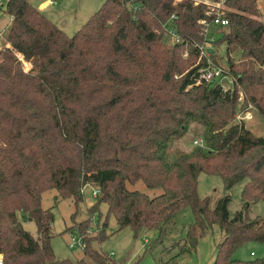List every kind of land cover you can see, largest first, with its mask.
Returning <instances> with one entry per match:
<instances>
[{
  "label": "trees",
  "instance_id": "obj_1",
  "mask_svg": "<svg viewBox=\"0 0 264 264\" xmlns=\"http://www.w3.org/2000/svg\"><path fill=\"white\" fill-rule=\"evenodd\" d=\"M225 5L228 24L217 26L221 36L213 44L224 46L223 72L233 78L226 87L197 79L203 63H197V45L204 39L199 20L211 19L205 3L105 0L68 36L28 0H5L12 22L0 37L3 264H117L97 247L106 224L86 232L101 202L119 230L130 227L137 236L156 229L160 241L189 206L194 221L181 244H170L177 254L192 249L216 223L223 238L212 264H264V257H232L246 242L264 244V214L249 215L253 203L264 201V135L243 120L231 122L239 99L241 109L250 104L264 121V14L258 0ZM172 13L179 41L167 43L163 24ZM218 52L210 55L216 64ZM195 125L203 143L186 150L178 140ZM200 172L224 182L214 207L198 195ZM243 179V205L231 214L227 191ZM138 181L158 192L128 187ZM87 184L98 189L96 203L88 219L73 226L84 256L56 259L54 215L42 207L41 194L55 189L77 203ZM27 221L34 222L36 236L24 227ZM177 254L160 264H175Z\"/></svg>",
  "mask_w": 264,
  "mask_h": 264
},
{
  "label": "rangeland",
  "instance_id": "obj_2",
  "mask_svg": "<svg viewBox=\"0 0 264 264\" xmlns=\"http://www.w3.org/2000/svg\"><path fill=\"white\" fill-rule=\"evenodd\" d=\"M43 0H30L38 4ZM105 0H56L48 4L46 14L57 24H66L64 28L66 34H74L86 18L97 10ZM5 2V0H4ZM261 12L264 14V0H258ZM228 9V8H227ZM230 9V8H229ZM11 16L5 11L0 13V30L8 29L11 24ZM217 26H210V33L214 35V40H218L221 34ZM166 34V32H165ZM3 35V32H2ZM2 42V40H0ZM165 42L173 43L172 38L166 34ZM2 44V43H0ZM214 47L219 50L215 60L221 66H227L224 46ZM187 50H185V55ZM21 56V55H19ZM22 59V56L20 57ZM197 63H199L197 61ZM28 63L24 61V65ZM216 79L221 81L224 87L229 86L232 79L230 75ZM215 81V80H213ZM241 99L236 105L235 121H244L243 123L254 133L264 135V121L253 110L249 104L246 108L241 109ZM196 125L191 128L183 139H179L178 144L184 149H189L197 144H202V136L196 130ZM246 179L236 183L227 193L230 195L228 209L232 214L239 209L242 204V188ZM130 189H138L147 192L149 195L155 194L158 190L149 189L142 182L138 181L133 185H128ZM197 192L200 198L208 197L210 207H214L218 199L225 193L224 182L218 175L200 172L197 178ZM83 199L74 202L73 198H62L55 189H48L41 194V205L44 208H51L54 215L52 223V237L50 240L56 259H70L75 261L84 256L83 249L78 244L80 232L73 228H79L80 223L89 217V208L96 203L94 187L87 184L82 189ZM264 214V201L260 200L251 205L250 217ZM94 219L90 221L86 232L90 235L99 232V226L103 227L106 237L97 245L117 264H160L166 261L179 251L178 247H171L174 241L183 242L187 227L193 223L194 215L189 206L180 209L173 221L167 226V234L158 240L156 229L142 230L137 236L130 227L117 228V222L113 214H108L107 205L103 202L98 204L97 210L93 213ZM75 224V225H74ZM24 227L36 236V227L33 221L23 223ZM97 225V226H96ZM97 227V228H96ZM86 229V228H85ZM91 231V232H90ZM84 233V232H83ZM223 238V231L218 224H212L208 230L200 237L192 249L176 256L175 264H212L216 255L217 244ZM233 258L241 261H249L264 257V244L249 241L239 246L232 255ZM171 264V263H170Z\"/></svg>",
  "mask_w": 264,
  "mask_h": 264
},
{
  "label": "built area",
  "instance_id": "obj_3",
  "mask_svg": "<svg viewBox=\"0 0 264 264\" xmlns=\"http://www.w3.org/2000/svg\"><path fill=\"white\" fill-rule=\"evenodd\" d=\"M194 4L205 3L207 8V15L211 16V19L208 21L206 19H200L199 22L203 25V34L204 39L202 43L197 45V50L199 53L198 62L203 61L202 65L198 68L197 79L198 81L210 82L215 79H222L220 77H224L225 73L223 72L222 66L216 64L214 60L210 57L211 53L215 50L214 47V35L210 33V26H218V25H227L228 19L224 16V12L227 9L225 5V0H193ZM4 0H0V13L4 11ZM134 7H138L135 5ZM176 18L175 13L170 15L168 22L164 23V29L167 34L172 38L173 41H179V35L177 33L176 27L173 24V20ZM2 36V31L0 30V37ZM1 40V38H0ZM0 43H2L0 41ZM5 46H8L6 44ZM2 48V44H0V50ZM19 56V54H18ZM229 76L228 74H226ZM230 82L233 81V78ZM98 192V189H94V195ZM78 244L82 246L81 237H79ZM0 264H3V256L0 253Z\"/></svg>",
  "mask_w": 264,
  "mask_h": 264
},
{
  "label": "crops",
  "instance_id": "obj_4",
  "mask_svg": "<svg viewBox=\"0 0 264 264\" xmlns=\"http://www.w3.org/2000/svg\"><path fill=\"white\" fill-rule=\"evenodd\" d=\"M29 2H30V0H28ZM52 1H54V2H56V0H43L42 2H39L38 4H34V3H32V4H34V5H36L39 9H41V10H43L44 12H46V8L48 7V4L49 3H51ZM47 13V12H46ZM48 15V14H47ZM49 16V15H48ZM50 17V16H49ZM50 19H51V17H50ZM52 20V19H51ZM53 21V20H52ZM59 25V24H58ZM59 26H61L63 29L64 28H66L67 27V25L66 24H61V25H59Z\"/></svg>",
  "mask_w": 264,
  "mask_h": 264
}]
</instances>
